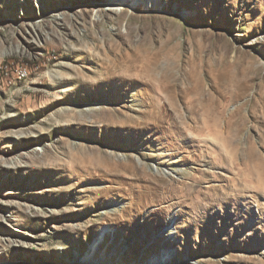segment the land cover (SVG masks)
I'll return each instance as SVG.
<instances>
[{
	"label": "rangeland",
	"instance_id": "374dc122",
	"mask_svg": "<svg viewBox=\"0 0 264 264\" xmlns=\"http://www.w3.org/2000/svg\"><path fill=\"white\" fill-rule=\"evenodd\" d=\"M163 255L264 264V0H0V264Z\"/></svg>",
	"mask_w": 264,
	"mask_h": 264
},
{
	"label": "bare ground",
	"instance_id": "6f19581e",
	"mask_svg": "<svg viewBox=\"0 0 264 264\" xmlns=\"http://www.w3.org/2000/svg\"><path fill=\"white\" fill-rule=\"evenodd\" d=\"M158 5V2L155 3V2H150L149 3V7L150 5L153 7V5L155 6ZM124 12V11H122ZM152 80L153 82H156V75H155V71H152ZM236 116L231 118L225 125V130H224V134L223 133H220L219 134L221 135L223 141L225 142H229L231 144H235L239 141L240 139V134H241V131L243 130V127H244V122L243 120L241 119H237L235 120ZM216 131H217V127H216ZM226 144V143H225ZM256 158V157H255ZM171 259V257H164V255L162 256L161 260L160 261H152L150 264H161L162 262H169Z\"/></svg>",
	"mask_w": 264,
	"mask_h": 264
},
{
	"label": "built area",
	"instance_id": "2783aa9c",
	"mask_svg": "<svg viewBox=\"0 0 264 264\" xmlns=\"http://www.w3.org/2000/svg\"><path fill=\"white\" fill-rule=\"evenodd\" d=\"M19 73H20V76H25L26 75V71H24V70L19 71Z\"/></svg>",
	"mask_w": 264,
	"mask_h": 264
}]
</instances>
